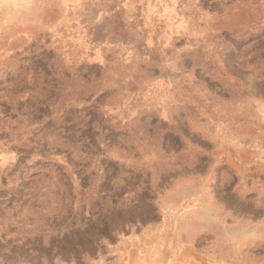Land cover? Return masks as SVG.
<instances>
[{"label": "rangeland", "instance_id": "1", "mask_svg": "<svg viewBox=\"0 0 264 264\" xmlns=\"http://www.w3.org/2000/svg\"><path fill=\"white\" fill-rule=\"evenodd\" d=\"M0 264H264V0H0Z\"/></svg>", "mask_w": 264, "mask_h": 264}]
</instances>
